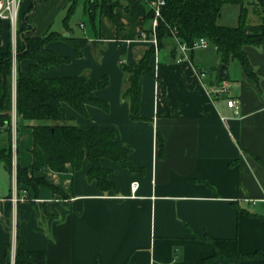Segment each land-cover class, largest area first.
<instances>
[{"label":"crops","instance_id":"crops-1","mask_svg":"<svg viewBox=\"0 0 264 264\" xmlns=\"http://www.w3.org/2000/svg\"><path fill=\"white\" fill-rule=\"evenodd\" d=\"M35 1L23 0L16 28L0 21V54L10 47L15 52L18 31L27 29L35 36L59 32L87 38L82 57L66 41L50 42L48 48L70 62L51 66L43 75L85 76L94 84L108 77L109 85L96 95L109 103V111L88 106L85 117L65 105L66 116L83 129H114L118 144L129 151L138 170L102 159L118 187L117 192L102 191L88 177L91 163L86 157L79 171L47 173L48 182L60 191L41 187L36 194L17 189L20 200L15 203L17 164L30 167L33 161L31 129L23 124L19 134L16 131L15 68L13 172L0 163V264H7L8 248L18 242L28 251L44 252L45 264H201L213 248L195 239V233L236 240L242 253L264 251V45L246 47L259 81L250 79L242 66L231 79L230 64L224 81L231 94L217 96L214 90L222 82L217 48L212 43L199 48L213 46L219 60L207 75L195 50L192 64H179V40L165 39L150 60V70L142 73V120L133 121L130 102L123 97V65L138 67L153 46L141 36L146 34L150 8L129 0H106L105 9L101 0L96 15L101 16L100 27L91 21L90 34L82 36L70 23L74 13L66 20L74 0L37 1L32 9ZM92 1L86 2L88 16ZM244 2L255 11L261 0ZM110 8L119 25L106 15ZM258 18L249 24V33L262 32ZM80 26L86 28L84 23ZM28 63L21 62V68ZM230 97L240 100L239 115L228 106ZM9 144V135L0 129V147ZM134 182L139 184L136 192ZM211 264H264V259Z\"/></svg>","mask_w":264,"mask_h":264},{"label":"trees","instance_id":"trees-1","mask_svg":"<svg viewBox=\"0 0 264 264\" xmlns=\"http://www.w3.org/2000/svg\"><path fill=\"white\" fill-rule=\"evenodd\" d=\"M36 0L32 6L35 8ZM239 4V24L235 27L219 23L225 4ZM77 0H74L69 19L74 13ZM102 7L101 0L89 3L87 12L95 24L96 15ZM31 9V10H32ZM260 17L262 32L252 34L247 31L248 7L244 0H167L162 16L156 27L159 47L167 38L176 37L192 46L196 40L205 38L218 51L221 64L229 66L233 61L240 62L248 77L256 82L259 78L247 56V46L264 45V0L255 7ZM106 15L117 25L111 10ZM152 18L147 13L146 20ZM144 30H142L143 32ZM149 35L151 32H148ZM52 41H66L72 45L77 57L83 56L88 44L84 37H64L59 32L35 36L31 29L18 31L16 49L0 54V129L10 138L8 147H0V163L12 173L14 170V72L16 68V131L19 134L23 124L31 129L33 135L32 165L24 167L17 164L16 178L18 191L39 193L41 187L60 191L47 180V173H65L69 170L79 171L87 157L91 163L88 177L96 181L102 191H118L117 185L109 179L110 170L102 166V159L114 161L122 168L137 171L132 163L129 151L118 144L116 131L112 128L83 129L66 116L65 105L71 106L82 116H88V106H95L105 111L110 110L107 101L97 97L96 91L109 85V78L104 77L99 83H91L85 76L47 78L43 74L51 66L70 62V58L50 50ZM155 54L152 46L146 51L138 67L123 65L127 75L124 99L130 102V117L141 121L142 83L144 71L150 70V60ZM29 61L25 69L21 62ZM228 75L222 81L227 80ZM19 140L17 142V145ZM18 148V146H17ZM195 239L208 243L213 254L201 264H211L219 260H233L236 263L264 259V251L242 253L238 250L236 240L215 239L207 234H194ZM11 247V246H10ZM8 248L7 264H11V251ZM45 253L28 251L23 243L16 245L15 264H45Z\"/></svg>","mask_w":264,"mask_h":264},{"label":"rangeland","instance_id":"rangeland-1","mask_svg":"<svg viewBox=\"0 0 264 264\" xmlns=\"http://www.w3.org/2000/svg\"><path fill=\"white\" fill-rule=\"evenodd\" d=\"M130 2H135V3H140V4H145L146 6L149 7V1L150 0H129ZM86 2L87 0H78L77 3V7L76 10L74 12V14L72 15L71 19H70V23L72 25V27L75 29V32L80 34V35H89L92 29V22L90 17L87 15V13L85 12V6H86ZM114 6L116 4H113ZM248 7V22L249 24H254V21H258L259 18V14L257 12L254 11L253 8H249V6L247 4H245ZM241 11V6L239 4H232V3H227L224 5L223 9H222V17L219 20V23L222 25H226V26H230V27H235L238 26L239 24V14ZM148 13H150L152 15V18L150 17L148 19L147 22V29L145 30L147 37H153V14L151 12V10L149 9ZM84 23L86 28L83 29L80 24ZM96 27L99 28L100 24H101V16L99 15L96 18ZM256 24V23H255ZM29 30V29H27ZM148 32H151V34L149 35ZM214 47L210 46L207 50L206 49H196L195 50V56L197 59H199V61L202 62V68L205 70L207 75H211L213 74V69H215L218 66L219 60L217 57L216 52L214 51ZM241 65L235 61L233 63H231L230 66V77L231 79H233L234 77H236V75L238 74V71H241ZM223 98L226 99V95H223ZM14 135L17 136V133H14L13 131V144L14 142ZM20 139L22 142V131H21V135ZM26 140V139H25ZM24 140V141H25ZM22 144V143H21ZM14 146V145H13ZM14 150V148H13ZM16 247V246H14ZM12 249V246L10 247V251L11 253H13V257L15 260V255H16V248ZM15 264V263H14Z\"/></svg>","mask_w":264,"mask_h":264},{"label":"built area","instance_id":"built-area-1","mask_svg":"<svg viewBox=\"0 0 264 264\" xmlns=\"http://www.w3.org/2000/svg\"><path fill=\"white\" fill-rule=\"evenodd\" d=\"M23 0H0V21H8L10 24L16 28V25L19 20V11L20 6L22 4ZM167 4V0H150L149 1V7L153 14V37L147 38V35L145 33H142V39L143 40H149L151 44L155 48V53L158 52V39L156 37V27L158 25V21L162 16V11L165 8ZM178 39V38H177ZM179 40V39H178ZM209 41L205 38H200L195 41V43L192 46L187 45L186 43L179 40V46H178V55H177V62L179 64H192L191 60V53L199 48H206L209 46ZM201 76H204V72L200 73ZM215 93L220 94H231V86L226 81H222L218 87L214 90ZM228 106L230 108H233L236 115L240 114V100L235 97H230L228 99ZM139 188L138 182H134L132 184V190L133 192H136ZM20 200V198L17 195V188L15 186V194L13 197V201L17 203Z\"/></svg>","mask_w":264,"mask_h":264},{"label":"water","instance_id":"water-1","mask_svg":"<svg viewBox=\"0 0 264 264\" xmlns=\"http://www.w3.org/2000/svg\"><path fill=\"white\" fill-rule=\"evenodd\" d=\"M102 4H103V7H104L105 9H108V3H107L106 0H103ZM227 75H228V66H227V65H223V66L221 67V69H220V72H219V79H220V81H222L223 78H224L225 76H227ZM216 95L219 96L220 93L218 92Z\"/></svg>","mask_w":264,"mask_h":264}]
</instances>
